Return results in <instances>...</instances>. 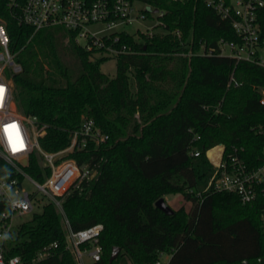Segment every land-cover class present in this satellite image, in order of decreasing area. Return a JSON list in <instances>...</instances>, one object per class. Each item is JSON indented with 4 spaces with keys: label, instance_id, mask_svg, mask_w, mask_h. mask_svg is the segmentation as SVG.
<instances>
[{
    "label": "trees",
    "instance_id": "16d2710c",
    "mask_svg": "<svg viewBox=\"0 0 264 264\" xmlns=\"http://www.w3.org/2000/svg\"><path fill=\"white\" fill-rule=\"evenodd\" d=\"M144 1L164 11L163 30L125 34L135 52L119 55L110 77L101 70L109 57L77 44L75 32L35 31L19 21L12 0H0L9 48L23 68L14 75L17 107L45 126L41 146L66 148L85 115L109 137L72 154L98 173L64 198V211L74 230L104 225L103 258L95 264H120L123 255L156 264L161 253L172 255L169 264H264V201L244 204L237 193L206 190L215 172L206 152L216 145L226 147L225 158L237 150L250 167L263 161L264 67L219 49L208 54L220 39L239 36L206 0ZM232 77L240 85H229ZM27 170L40 176L36 155ZM178 194L190 210L168 214L155 205ZM54 241L60 247L41 264H73L62 216L47 203L20 225L10 255L27 262ZM115 247L121 251L110 262Z\"/></svg>",
    "mask_w": 264,
    "mask_h": 264
},
{
    "label": "built area",
    "instance_id": "2783aa9c",
    "mask_svg": "<svg viewBox=\"0 0 264 264\" xmlns=\"http://www.w3.org/2000/svg\"><path fill=\"white\" fill-rule=\"evenodd\" d=\"M206 1L223 19L231 21L239 36L237 41L220 39L218 48H210L208 54L219 49L222 56L264 67V40L261 39L264 0ZM138 2L145 6H138ZM11 4L19 12L22 24L35 31L63 26L75 32L77 44L97 57L117 59L121 54L134 53L133 46L122 40L125 34L152 37L164 27L161 19L164 11L157 10L144 0H12ZM157 14L160 18V23L155 26L158 27L157 32L149 33L140 28L131 32L128 29V26ZM9 41L5 23L0 20V89L3 90L0 92V264H41L54 256L60 247L59 241L46 244L27 262L20 255H10L12 241L20 225L27 221L23 216L36 213L40 196L46 199L44 205L54 203L62 216L65 248L73 264H95L103 258L100 239L104 225L97 223L74 230L64 211L63 201L98 173L88 164H80L72 154L85 150L91 143L98 147L109 137L93 118L85 115L66 148L46 151L40 143V138L46 133L45 126L40 127L35 117L25 115L17 107L14 75L23 68L15 60ZM229 85L238 86L240 83L232 77ZM261 102L264 104V91ZM10 125L15 127H8ZM220 145L219 162L209 156L213 148L206 152L215 167L206 190L237 193L244 204H251L259 198L264 201V158L259 166L250 167L237 150L225 158L226 147ZM17 148L20 150H14ZM192 154L197 157L201 151L195 149ZM33 155L39 158V177L27 170ZM29 184L35 185L36 189L29 188ZM261 219L264 225V205ZM171 257V254L161 253L156 264H169Z\"/></svg>",
    "mask_w": 264,
    "mask_h": 264
},
{
    "label": "rangeland",
    "instance_id": "374dc122",
    "mask_svg": "<svg viewBox=\"0 0 264 264\" xmlns=\"http://www.w3.org/2000/svg\"><path fill=\"white\" fill-rule=\"evenodd\" d=\"M138 6H145L143 3L138 2L137 3ZM150 9V7H148ZM159 16V14H157L155 17H150L148 18L146 21H143L141 23H135L132 26H128V29L131 32H135L138 28L142 29L143 31H148L150 32H157L158 31V27H155L157 24L160 23V18L157 17ZM101 70L102 72H104L105 74L109 75L110 77H114L116 76L117 73V59L116 58H109L107 61H105L104 63H102L101 65ZM30 132H31V128H29ZM217 147H222L221 145H216L215 147H213V149L217 148ZM219 155H220V151H219ZM29 188L31 189H36L35 185L29 184ZM40 200L39 202L36 204L35 207V212H41L44 203L46 202V199H42V197H39ZM166 201L168 202V204L175 210L180 209L181 207H185L187 210H190L192 207V203L188 202L182 195H167L165 197ZM24 220H29L32 218V214H26L25 216H23ZM120 264H133V262L131 261V259L129 258L128 255H123L120 258Z\"/></svg>",
    "mask_w": 264,
    "mask_h": 264
},
{
    "label": "water",
    "instance_id": "95a60500",
    "mask_svg": "<svg viewBox=\"0 0 264 264\" xmlns=\"http://www.w3.org/2000/svg\"><path fill=\"white\" fill-rule=\"evenodd\" d=\"M158 208L163 210L164 212L168 214H173L175 212V209H173L168 202L166 201L165 197L160 198L156 204ZM121 248L120 247H115L112 251L111 257H110V262H113L116 260L120 254Z\"/></svg>",
    "mask_w": 264,
    "mask_h": 264
},
{
    "label": "bare ground",
    "instance_id": "6f19581e",
    "mask_svg": "<svg viewBox=\"0 0 264 264\" xmlns=\"http://www.w3.org/2000/svg\"><path fill=\"white\" fill-rule=\"evenodd\" d=\"M222 147H217L213 150H211L209 152V156L215 161V162H219L220 159V155H219V151L221 152Z\"/></svg>",
    "mask_w": 264,
    "mask_h": 264
},
{
    "label": "snow or ice",
    "instance_id": "6c2138e0",
    "mask_svg": "<svg viewBox=\"0 0 264 264\" xmlns=\"http://www.w3.org/2000/svg\"><path fill=\"white\" fill-rule=\"evenodd\" d=\"M3 90L2 89H0V92H2ZM8 127H15L14 125H10V126H8ZM7 130V129H6ZM14 150H20V149H14Z\"/></svg>",
    "mask_w": 264,
    "mask_h": 264
}]
</instances>
